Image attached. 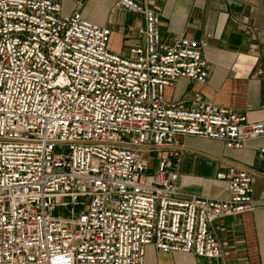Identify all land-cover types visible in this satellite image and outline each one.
Segmentation results:
<instances>
[{
  "label": "built area",
  "instance_id": "built-area-1",
  "mask_svg": "<svg viewBox=\"0 0 264 264\" xmlns=\"http://www.w3.org/2000/svg\"><path fill=\"white\" fill-rule=\"evenodd\" d=\"M113 8L140 20L126 52L61 0H0V264H144L149 245L214 259L210 225L253 210L245 170L217 174L220 199L179 192L177 160L149 169L144 148L196 137L240 150L264 137V121L199 92L189 106L167 102L179 79L207 83L205 44L164 41L142 0Z\"/></svg>",
  "mask_w": 264,
  "mask_h": 264
},
{
  "label": "crops",
  "instance_id": "crops-1",
  "mask_svg": "<svg viewBox=\"0 0 264 264\" xmlns=\"http://www.w3.org/2000/svg\"><path fill=\"white\" fill-rule=\"evenodd\" d=\"M61 0L62 13L79 11L92 23L108 27L116 52L138 42L140 20L114 9L115 0ZM155 10L164 41L176 35L203 42L207 63L205 85L179 79L166 88L167 102L191 105V95L245 115L250 122L264 121V0H142ZM118 46V47H116ZM264 137L251 140L240 150L196 137H181L178 144L156 152L158 157L177 160V189L202 197H227L226 181L217 178L229 167L245 170L252 178L253 210L239 216H223L209 227L220 246L214 259L191 253H159L146 247L144 264H264ZM143 149V153L150 151Z\"/></svg>",
  "mask_w": 264,
  "mask_h": 264
},
{
  "label": "rangeland",
  "instance_id": "rangeland-1",
  "mask_svg": "<svg viewBox=\"0 0 264 264\" xmlns=\"http://www.w3.org/2000/svg\"><path fill=\"white\" fill-rule=\"evenodd\" d=\"M113 45L114 44L112 42H109L108 49L110 51H112V52L113 51L116 52L115 51L116 49L114 48ZM116 47H118V46H116ZM127 48H128V45L127 46L126 45L125 46L123 45L121 49L123 50V52H126ZM142 157H143L144 160L147 161V164H148L149 169H152L157 164L156 152L153 151V150H150V151H148L146 153H143L142 154ZM61 213L63 214V211Z\"/></svg>",
  "mask_w": 264,
  "mask_h": 264
}]
</instances>
